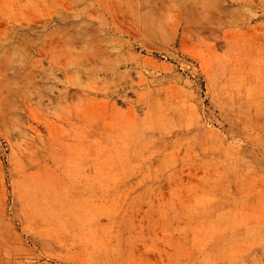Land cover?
Instances as JSON below:
<instances>
[{"label": "rangeland", "instance_id": "obj_1", "mask_svg": "<svg viewBox=\"0 0 264 264\" xmlns=\"http://www.w3.org/2000/svg\"><path fill=\"white\" fill-rule=\"evenodd\" d=\"M0 264H264V0H0Z\"/></svg>", "mask_w": 264, "mask_h": 264}]
</instances>
